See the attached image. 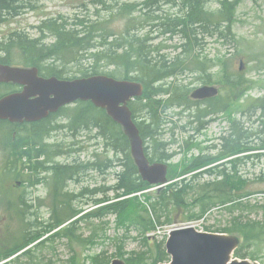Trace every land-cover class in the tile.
<instances>
[{"label":"trees","instance_id":"trees-1","mask_svg":"<svg viewBox=\"0 0 264 264\" xmlns=\"http://www.w3.org/2000/svg\"><path fill=\"white\" fill-rule=\"evenodd\" d=\"M37 1L0 0V24L21 15L26 10L36 9L38 6ZM171 1L173 4L179 3L178 5L184 7L185 10L182 11L183 15L176 19V16L168 18V15L152 14L151 10L146 14L142 7L143 1L123 4L115 15L120 18H128V27L120 39L116 38L110 44L103 43L97 38L102 33L104 35L109 34L100 32L102 30L107 31L103 23H96L87 16L78 18L74 26L58 22L57 19L48 21L44 19L39 24L32 26L38 32V35H36L38 37H32L28 32L17 30L6 35L0 42L1 60L8 64H14L16 63L14 54L16 55L17 52L22 55L25 63L39 65L41 60L47 59V62H49L55 59L54 64L52 63L53 61L51 62L52 64L47 63V65H50L47 69L56 76L62 77L65 72L63 69H59L58 65L66 68L68 64L74 61L77 51L81 50L82 76L105 73L120 79L143 82L145 85L143 96L131 101L129 106L141 136L145 140H151L154 144V150H146L147 155L151 160L160 159L162 158L160 153L157 154V148H159L157 136L163 132L158 134L161 123L165 120L163 112L174 105L186 103L189 106V100L185 97L188 92L182 91L180 94L182 87L175 84L168 85V78H178L184 72H187L186 69L188 68L191 71H200L204 83L211 81V74L208 71L214 68L216 64H213L207 57L201 58L200 55L193 54L196 48L198 50L203 45V42L199 41L198 34L203 30L209 32L212 37H218L225 42H236V37L232 32V25L236 7L241 0ZM209 1L216 3L218 5L217 8H207ZM136 13H139V15L136 16ZM145 21L153 22V24L158 26L162 25L163 33L180 35L185 42L181 43L180 46L175 45L174 50L180 48L181 51L174 57H168L165 53L160 55L159 48L156 46L164 48H167V46L162 44L149 45L144 38L131 33V30H133H130L131 27L137 24L141 26ZM48 33L56 38V41L52 44H46ZM154 52L158 53L159 56L153 57ZM87 56L94 60V63L88 66L84 62V57ZM107 61L114 68L101 70V67L108 65ZM220 61L222 69L228 75L231 94L238 96L243 90V96L249 90L248 82L244 81L240 75H229L227 73V61ZM64 64H66V67ZM151 82H157V88H152L150 86ZM166 85L167 87H165ZM163 96H168V98L164 99ZM210 101L209 108H215L216 105H219L215 102L219 101L218 98H213ZM245 113L247 120H232L230 130L221 137L220 148L216 154H201L192 159L185 157L178 166H175V169L170 170L171 177L177 178L191 170L204 168L222 159L233 157L225 163V167L209 168L208 173L211 177L216 175V180L200 183L194 178H186L179 182L171 183L162 191L157 189L152 193L144 194L146 203H142L140 207L139 196L131 195L147 190L151 186L139 174L138 167L131 154L127 135L123 128L108 116L105 110L95 107L91 102H82L79 109L73 110L71 114L73 121L70 128L76 132H79L81 126L84 129H88V127L95 129L97 137L100 138V142H97L96 145H102L103 152L99 153V147L96 148L93 153L94 161L85 162L76 159L73 164L63 165L56 163L52 165L49 162L53 155L70 154L71 150L68 148H75L77 141L73 140L68 145L58 143L51 148H48V146L52 143H47V150L49 149L47 151V173H49L51 168L53 172L52 179H48V174L45 177L41 175L43 174L41 170L44 169V161L39 160L33 162L30 169L24 168L17 172L10 171L12 173H5L10 177L22 178L23 182H27L26 185H28V182L37 184L39 182L34 181H41L47 178V184L52 186L53 197L49 204L50 214L47 218V224L39 222L38 226H36L37 224L33 225L34 223L28 219L31 216L28 214V210L32 206L28 204L25 195L22 193L17 204V215L24 224L13 248L10 247L8 250L0 249V261L8 259L12 254L21 251L32 243H34V246L15 257L13 261L10 260L1 264H40L41 259L37 252L44 250L47 246L54 248L53 243L57 238L65 237L70 241L78 238L75 228L79 221L92 218L103 219L109 214L116 215L121 224L133 219L128 226L136 225L139 232L142 231L145 236L146 232L156 228V224L171 223L174 211L178 208L190 212L196 211L198 207V211L193 212L189 216V218H197L217 208L225 207L231 219L222 229L224 232L239 233L247 243L252 239H257L258 242L264 240V220L257 221L250 218L249 215L236 214V210L244 207L248 209L253 207L264 209V206L252 205L251 207L250 204L244 205L246 199L262 193V191L257 192L248 188V180L243 176L240 177L239 169L237 168L239 157H234L240 152L245 153L247 151L252 152L253 149L256 150L252 146H248L255 142V134L262 135L260 141L264 143V96L253 100L252 104L245 110ZM210 114H214L213 109L210 110ZM75 120L76 123L74 124ZM198 121L199 123H205L201 119H198ZM254 125L257 126L255 127ZM64 126L68 125L57 124L55 120L47 119V130L45 128L39 129V132H43L44 135L41 138L38 135L36 136V139L40 142V147L44 136L46 138L50 131L59 130ZM111 139H114L113 143L110 142ZM81 148L85 149V146H81ZM73 151L76 152L75 149ZM109 152H113L115 157L110 158ZM43 153H45V149H42L38 155ZM252 157L254 156L250 154L244 158L251 159ZM7 159L11 161V157ZM94 167H97L96 169H99V171L106 169L115 170V183L110 186H96L93 189L85 188L84 193H89V201L84 200L83 203L92 202L96 207L89 211L84 206L75 208L73 200L76 198L71 199V195H65L63 183L69 177L75 175L78 169L83 168L84 171H87ZM239 180L242 181L241 184L238 183ZM110 192L113 193L112 196L109 195ZM76 195L78 196L80 193ZM97 195L100 197L96 198ZM3 198L0 194L1 205L6 204L10 209L16 205V203L10 201L3 202ZM38 208L39 203L33 206L35 217H38ZM79 214H81L80 218L74 219ZM163 216H165V220L162 222ZM63 224L66 225L60 228ZM95 238V235H93L85 241L87 244H92L95 242ZM124 238L119 237L120 241H123L122 239ZM147 239L143 241L147 242L149 249L146 252H132L126 258L128 264H154L168 259L162 244L155 243V245H150L153 243L151 241L148 242ZM121 250L122 246L120 245L117 250V256L123 257L125 254ZM152 252H156L154 258L149 255ZM236 255L244 257L245 253L242 249H238ZM23 258H27L28 262L23 261ZM150 259H152V262ZM109 261L110 259L98 255L93 258L92 264H106ZM71 263L77 264L75 256L71 258Z\"/></svg>","mask_w":264,"mask_h":264},{"label":"rangeland","instance_id":"rangeland-1","mask_svg":"<svg viewBox=\"0 0 264 264\" xmlns=\"http://www.w3.org/2000/svg\"><path fill=\"white\" fill-rule=\"evenodd\" d=\"M122 1L140 2L141 0ZM159 1L162 8L165 10V12H163L164 16L168 15V18L176 16V19L179 16L183 15L182 11L184 10V7L181 8L180 5L178 6L179 8H172L167 6L170 11L166 12V2L164 0ZM110 3L114 5L116 4L115 0H111ZM84 4L87 5L88 12H86ZM37 5L38 6L36 9L26 10L16 18L10 19L4 24H1L0 39L14 30L33 32L32 25H37L42 20L55 17L59 14L67 16L68 18H74L75 13H78V15H80L81 17H84L86 15L88 18L93 20L96 18L94 14L95 6L93 0H38ZM217 6L218 5L216 3L211 1H209L207 4V8L209 9H215L217 8ZM101 14L106 15L104 13ZM107 24L108 29L115 33V35H118V37H121L125 32V19H121L115 16L112 17L110 21H107ZM133 30H131V33L133 32ZM134 31L135 34L137 33V36L144 38L143 34L145 33V29L140 30L139 34L137 30ZM232 32L236 37V42L232 41L231 43H229L225 42L223 39L213 38L207 35L200 49L197 50L196 48V51L194 50L193 52V54L200 55L201 58L207 57V59L211 60L213 64H216L214 68H211L208 71L211 74V81L208 84H216L220 89L222 87V96L218 98L219 101L215 102L216 104H226L227 106L225 107V113L219 114L217 119L211 121L206 130L202 131L199 136L193 139L191 146L186 145V150L183 149L180 153L176 154L177 156H175L172 161L169 162V167H172V169H175V166L179 165V160L184 156L187 158H191L200 154L201 148H203L207 144H210L211 141L215 140L221 133L226 130L229 123L227 119L232 120V118H238L243 121V118L245 117H243L244 111L242 110L247 108V105L251 102V100H253V98L264 95V0H241L235 10ZM32 36H36V33H32ZM203 37V34H198V38H201V40H203ZM182 39L183 38L180 35L163 34L159 38L154 39V41H151L149 45H165L167 46V48L156 46L159 48V54L164 55L165 53L168 57H174L180 52L178 49L174 50V46L181 44ZM155 56L158 57V53L154 52L153 57ZM17 57L18 56L14 54V58H16L14 60H16L18 65L22 64L24 61L17 59ZM220 60L227 61V73L229 75L233 76L232 74L240 73V76L244 79V81L248 82V87L250 90L243 97V90L238 94V96L234 95L233 93L231 94L230 85L228 83V75L222 69ZM241 60L244 61V65L243 69L240 71L239 67ZM55 61L56 60L54 59L47 63L52 62L54 64ZM84 62L88 66L94 63V60L87 56L84 57ZM80 63L83 64L82 56L80 59ZM106 63L108 65L105 67H101V70H111L114 68L113 65L109 63V61H107ZM71 70L72 74H79L78 66L72 65ZM186 71L187 72H184L183 75H180L176 79L174 77L168 78V81L171 85L175 84L182 87L181 92H179L180 94L182 93V91L191 93L192 90L197 86L205 84L202 80V73L200 71H191L188 68L186 69ZM150 86L152 88H157L156 82H151ZM165 87H167V85ZM2 90L4 91V89ZM163 98L166 99L168 98V96H163ZM205 106L206 105L201 106L200 109H205ZM191 108L193 109L195 108V106ZM192 109L188 110L185 114H191ZM197 110V108L193 109V113H198L199 110ZM178 112L179 109L177 105H174L173 107L168 108L163 112L165 120H169L170 122H168V125L165 126L166 133L163 136H157L159 140L169 142L174 138L173 129L175 128V122H177L180 126L185 124V126L188 127V125H190L189 121L191 118H189L188 115L184 114L182 115L183 118L179 120ZM71 122V119L63 121L62 124L68 126H64L59 130L49 132V135L43 140V142L50 141L52 143L48 146V148H51L58 143L68 145L69 140L67 139L69 137H67L66 134L70 131L69 126L71 125ZM254 126L256 127L257 125ZM81 133L83 134L81 135L82 140L80 141V144L82 146H85V149H82L80 153H75L73 155H53V158H51V160L55 163H69L72 162L76 157H78L80 161H94V150L99 147L98 152H103V149L101 147L102 145H96V142L100 141L93 139L95 137V129L91 128V130L87 129L84 131V129L82 128ZM178 134H180V137L182 136L181 138L184 139L190 136L189 132L185 133L184 131L182 133H179L178 131ZM27 136V134H18V137H14L13 131H11L6 136V140L8 142H5V144L12 145L18 138H26ZM113 141L114 139L110 140L111 143H113ZM145 144L148 150H151V146L153 145V143L150 140H146ZM176 148V145L172 146L173 150ZM210 152L214 153L213 151ZM12 155L7 156V158L12 157ZM109 157L114 158L115 154L113 152H109ZM4 163L5 158L4 156H2V151L0 148V170H2L3 172H7L4 168ZM178 168L180 169V167ZM237 168L241 169L240 175L248 180L249 189L253 191H264V156L261 159L254 158L248 161L247 159H245L242 161V164L239 163ZM93 170H90L86 173H83V171H81L79 181L76 184L74 183L67 187L64 191L65 195L70 196L69 194H72L71 199H73L77 198L76 194H79L84 187L90 186V188L93 189L96 186H110L115 183V170ZM88 174L89 176L87 177ZM41 175L43 176L44 174ZM190 175L191 174H188V176ZM178 179L180 180V178ZM205 179H210V176H206ZM17 180H21L22 186H18L16 184ZM35 182L41 183L39 185L32 186V184L28 182V185H26L27 182H23L22 178L10 177L4 174L3 178L0 179V192H4L10 202H16L17 204L20 196L23 193L26 200L28 201V204L32 206L28 210V214L31 215L28 219H30L34 223L33 225L37 224L36 226H38L39 222L47 224V218L50 214L49 204L52 200L50 194L52 192V189L49 188L46 184V179ZM238 183L241 184L242 181L239 180ZM153 189L156 188H152V191ZM109 195L112 196L113 193L110 192ZM98 197L100 196L97 195L96 198ZM140 200L143 202V197H141ZM73 201V206L75 208L84 206L85 209L89 210L95 207V204L92 202L79 203L78 198L77 200L74 199ZM244 202V205L250 204L251 207L252 205H258L259 207L264 206V193L250 197ZM38 203V217H35L33 213V206H36V204ZM17 204L13 206L12 209L8 208L6 204H0V249L2 250H8L10 247L14 246V243L18 240V235L20 234L24 224V222L20 218H18ZM141 205L142 204H140V207ZM238 213H242L245 216L249 215L250 218L257 221L264 220L263 208L253 207L251 209H248L244 207L240 210H236V214ZM205 216L206 225L210 226L213 230L223 229L231 219V216L225 210V207L216 209L211 213L206 214ZM132 220L133 219L127 221L125 224H121L116 215L109 214L103 219L92 218L79 221L75 228L77 230L78 238H75L73 241H70L65 237L57 238V240L53 243L54 248L47 246V248H45L44 250L37 252V255L41 259L40 264H72L71 258L73 256H75L77 264H92L93 258L98 256V254L102 253L103 251H106V255H101L102 257H113L120 245L123 247L122 251L125 252L124 257L129 256L134 251L146 252L149 249V245L146 244V247H143V238L142 236H138L139 230L136 225L131 226V229L128 232L129 235L125 239H122L123 241H120L119 239L120 236L127 234L126 226L128 224H131ZM184 222H187L186 215H179V217L174 221V225L178 226ZM169 225L170 224H168L167 226ZM93 235H95L96 237L95 242L92 244H87L85 240L89 239ZM154 240L156 241V243H158L157 241H160V238H154ZM33 246L34 243L22 249L19 255L23 254L25 250ZM245 252H247L248 258L251 259L252 257H255L257 258L256 261L264 264V240L258 242L257 239H252L250 247H245ZM153 253L155 252L149 253V255L152 256ZM117 257L118 256H116L115 258ZM10 260L13 261L14 258ZM23 261L28 262V259L23 258Z\"/></svg>","mask_w":264,"mask_h":264},{"label":"water","instance_id":"water-1","mask_svg":"<svg viewBox=\"0 0 264 264\" xmlns=\"http://www.w3.org/2000/svg\"><path fill=\"white\" fill-rule=\"evenodd\" d=\"M37 69L11 66L0 60V82L25 84L21 93L8 94L0 99V117L19 121L37 120L57 111L61 106L76 100H91L96 107L104 108L108 115L122 125L130 139L133 158L138 170L147 182L161 184L167 181V167L164 164H150L144 140L134 122L129 102L143 94L142 82L120 80L106 74L74 79L50 77L40 79ZM218 93L214 86L197 88L193 97L204 99ZM40 96L34 100L32 95ZM239 244L234 235L200 233L194 228L173 230L167 241L171 264H258L249 260L232 259L233 250ZM231 263H228L230 262ZM111 264H126L115 259Z\"/></svg>","mask_w":264,"mask_h":264},{"label":"flooded vegetation","instance_id":"flooded-vegetation-1","mask_svg":"<svg viewBox=\"0 0 264 264\" xmlns=\"http://www.w3.org/2000/svg\"><path fill=\"white\" fill-rule=\"evenodd\" d=\"M143 1V5L142 7L144 8L146 14L148 13L149 10H151L155 15H162L163 12H165V10L162 8L161 3L158 4L159 0H142ZM166 1L165 5L168 7H175L174 4L172 3L171 0H164ZM157 2V3H155ZM98 3L95 6V12H96V16L98 17L99 14V10H102V13H105L106 10L109 8L108 6V0H103V1H98ZM123 4H119L117 5V8H120ZM157 5V6H156ZM166 7L167 11H170V9ZM157 10V11H155ZM155 11V12H154ZM112 12V9L107 11V14H110ZM134 30H137L138 34L140 30L145 29V33L143 34L144 36V40L149 44L151 41H154V39L159 38L161 35L163 34H172V33H163V26L160 25H155L153 24V22L150 21H145L143 25L141 26H137L135 28H133ZM133 30V34H135V31ZM137 35V33H136ZM110 42V40H105V43ZM152 46H154V44H150ZM1 53V50H0ZM47 59L45 60H41L39 65L36 64H29V65H23L25 67H37L38 68V75L41 77H47ZM45 65V66H44ZM44 66V68L42 67ZM50 76V75H48ZM52 76V75H51ZM176 79V78H175ZM169 82V81H168ZM157 83V82H156ZM168 85H170V82L168 83ZM7 90V93H20L23 91L24 89V85L22 84H13L10 83ZM4 89V85L2 83H0V99L5 95V92L2 90ZM35 96H38V94H36ZM34 99V97L32 98ZM81 105V103L79 101H76L75 103L69 105V106H65L60 108L56 113H51L48 115V117H44L42 119H39L37 121H17V122H11L10 120H5L0 118V148L2 151V156H4L5 158V163H4V168L6 171H17L21 166H22V162L20 161V156H26L27 159V164H30V157H34L32 160H35L37 157V152L36 149L40 147V142L36 139V136L38 135L39 138H41L44 134L43 132H39V129L45 128L47 130V119L48 118H54L57 121L61 118H63V121L66 120H72V117L69 115H66L65 112L68 108H72L73 110H77L78 107ZM196 108V107H195ZM193 112V110H192ZM197 112V111H196ZM62 121V122H63ZM165 124H166V120H164L163 123H161V127L159 130L160 134L164 128H165ZM5 126L13 131V136L14 137H18V134H27L28 136L26 138H18L14 144L12 145H5V142H8L6 140V136L8 135V133H5ZM74 129H71V134H74ZM67 132V133H69ZM67 135V134H66ZM47 136V135H46ZM161 136V135H159ZM260 138V135H255V137ZM45 139V136H44ZM151 141V140H150ZM159 145L161 146L159 149V152L162 155V160L165 161H169L170 158L172 157L171 152H172V144H164L161 140H159ZM46 142L44 141L41 145H44ZM253 146H257L259 149L264 147V143L260 142L258 139H256V143L252 144ZM36 146V147H34ZM13 154L11 157V161H6L7 159V154ZM39 160L44 159L47 160V154L46 155H41L40 158H38ZM94 171V170H93ZM3 171L0 170V174H2ZM89 176V174L87 175V177ZM80 179V172L77 173L76 176V181H79ZM88 188V186H87Z\"/></svg>","mask_w":264,"mask_h":264},{"label":"bare ground","instance_id":"bare-ground-1","mask_svg":"<svg viewBox=\"0 0 264 264\" xmlns=\"http://www.w3.org/2000/svg\"><path fill=\"white\" fill-rule=\"evenodd\" d=\"M153 1H154V0H153ZM182 1H183V0H182ZM159 2H160V1H159ZM165 2H166V1H165ZM177 2H179V1H177ZM155 3H157V2H155ZM159 4H160V3H159ZM178 4H179V3H178ZM178 4L175 3L174 6H176V8H179V7H178V6H179ZM207 4H208V3H207ZM156 6H157V5H156ZM186 6H187V5H186ZM166 7H167V6H166ZM180 7H181V5H180ZM181 8H182V7H181ZM166 12H168V11H166ZM182 14H183V13H182ZM163 16H164V15H163ZM32 33H36V35H38V32L36 31V29L33 30V32H31L30 35H32ZM170 35H171V34H170ZM32 37H38V36H32ZM97 38H98V37H97ZM93 44H94V43H93ZM178 46H180V44H179ZM61 65H62V64H61ZM64 65H65V67H66V64H64ZM48 67H49V66L47 65V68H48ZM109 76H111V77H113V78H116V77H114V76H112V75H109ZM116 79H120V78H116ZM120 80H128V79H120ZM130 81H132V80H130ZM81 105H82V103H81ZM81 105H80V106H81ZM93 105H94V104H93ZM80 106H79V107H80ZM94 106H95V105H94ZM79 107H78V109H79ZM95 107H96V106H95ZM196 108H197L198 110H200L201 107H200V105H199V106H196ZM196 108H193V109H196ZM193 109H192V110H193ZM198 110H197V111H198ZM74 111H76V110H74ZM193 112H194V111H193ZM72 119H73V118H72ZM71 121H73V120H71ZM75 123H76V120H75L74 124H75ZM70 127H72V125H70L69 128H70ZM70 131H71V128H70ZM142 138H143V137H142ZM143 140H144V143H146V140H145L144 138H143ZM5 145H7V144H5ZM10 155H12V154H10V153L7 154V156H10ZM43 180H45V178H44ZM34 182H35V181H34ZM29 183L32 184L31 182H29ZM69 195L72 196V194H69ZM33 218H34V217H33ZM11 248H13V247H11ZM19 254H20V251L17 252V253L12 254V256H13V257H17Z\"/></svg>","mask_w":264,"mask_h":264}]
</instances>
